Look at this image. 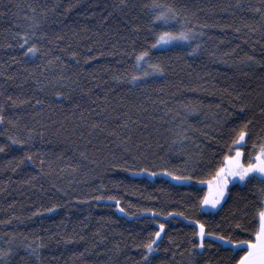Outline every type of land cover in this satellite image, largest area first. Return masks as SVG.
Returning <instances> with one entry per match:
<instances>
[{"label":"trees","instance_id":"1","mask_svg":"<svg viewBox=\"0 0 264 264\" xmlns=\"http://www.w3.org/2000/svg\"><path fill=\"white\" fill-rule=\"evenodd\" d=\"M158 2L182 5L196 35L190 46L153 49L152 59L163 62L165 73L132 84L134 57L125 53L154 42L144 12L138 11L141 31L135 33L118 23L121 14L113 5L119 0H0V103L6 118L15 121L0 125V144L10 143L8 135L27 139L28 129H33L27 145H12L0 153V221H5L0 223V247L7 248L6 233H16L18 245L25 235L24 242L33 245L41 236L47 245L42 264H136L143 249L135 245L146 243L148 233L164 223L167 235L154 264H189L188 241L197 230L190 221L199 219L208 230L233 236L240 222L249 229L241 238H255L264 184L230 183L225 201L215 210H204L200 201L207 193L204 183L223 167L224 156L235 151L232 140L246 120L252 124L242 148L245 162L249 154L255 155L253 145L258 151L264 142L259 108L264 97V0ZM54 5L56 10L49 11ZM30 16L41 20L36 39L46 56L24 57L20 50L23 32L31 31ZM41 31L47 33L42 40ZM196 45L199 49L193 53ZM117 76L121 79H114ZM238 94L240 101L235 99ZM9 95L28 103L13 106ZM37 100L42 103L37 105ZM184 105L197 111L190 113ZM242 105H247L243 112ZM94 124L99 127L94 129ZM128 135L132 139L126 152ZM28 152L33 160L20 164ZM153 160L167 161L180 175L190 174L183 171L192 168L185 161H197L195 178L178 182L163 175L133 174L139 167L158 171ZM98 195L116 196L127 212L155 208L173 215L141 221L119 212L114 201L89 199ZM57 203L61 207L44 211ZM179 212L189 219L176 215ZM227 247L206 248L201 264H235L239 256L233 259Z\"/></svg>","mask_w":264,"mask_h":264},{"label":"snow or ice","instance_id":"2","mask_svg":"<svg viewBox=\"0 0 264 264\" xmlns=\"http://www.w3.org/2000/svg\"><path fill=\"white\" fill-rule=\"evenodd\" d=\"M74 5H69V9ZM58 6L54 5L53 9L49 11H55ZM114 10L118 11L120 15V19L118 23H122L123 27L129 28L130 31L139 33L141 31L140 25L137 21V14L139 12H144L146 15L150 17L149 24L151 25L150 31L153 33L154 42L149 46L142 48L137 51L135 47L132 48L131 52L125 53V55L129 57H134V60L130 66V80L129 82L132 84L145 83L147 78L154 77L157 75H163L166 71L165 65L162 61L157 58L156 61L152 59V50L156 49L158 46L170 45V46H180L181 42L188 43L191 45V41L195 38V32L193 27H189V13L188 11L181 5L175 6L167 3H159L158 0H151V3H141L140 0H119L118 4L113 5ZM35 12V9H32ZM256 12L260 13L261 9H255ZM113 13H108V16L105 17L107 20L111 17ZM194 15V14H192ZM264 15V13H262ZM47 17V12L45 13V18ZM28 20L32 21L29 24V28L31 31H25L22 35V43L20 44V50L23 53L24 57H36V56H46L47 53L42 52V44L36 39L37 32L41 30L42 23L39 18L36 17H27ZM201 28L210 27L208 24L200 25ZM239 31V29H237ZM200 36L204 35V32L201 31L199 33ZM17 36H20L17 33ZM47 36L46 32L41 31L40 39L42 40ZM63 37L57 36V40H61ZM133 45H135V41H133ZM26 49V51H24ZM199 49V45H196L192 48L193 53ZM76 52H72V56H77ZM91 59V56L89 57ZM248 61L254 60V57L247 56ZM60 57H55V60H59ZM242 62H244L242 60ZM48 64H52L53 60H48ZM116 80H120L121 77H114ZM2 94V93H0ZM58 95H61L58 93ZM235 99L240 101L242 98L238 94ZM7 100L12 102L13 106L27 104V99H19L18 101L13 99L11 95L7 96ZM42 101L37 100L36 104L39 105ZM164 103V101H161ZM251 103V101L249 102ZM4 104L0 103V125H3L6 120L8 123H15L13 120H8L4 115ZM188 111L195 112L197 111L196 107H189V105H184ZM219 107V105H217ZM247 105L241 106V112H243L244 108ZM260 112L264 114V97L261 98V104L259 106ZM252 124V120H246L240 127L238 131L235 132V138L232 140V145L235 146V154L234 155H225L224 159L228 162L226 166L220 167L217 170L216 176L213 181H210L209 193L205 195L201 201L200 206H211V208L215 209L217 206L222 205V201H225L226 196L229 193V184L234 181H239L241 184H248L253 180L259 181L261 184H264V142L259 143L258 151L257 145H253V152L255 155L249 154L247 157V161L243 159L244 152L242 148L246 145L247 138L249 137V125ZM92 127L98 128L99 125H92ZM103 131V129H101ZM235 131V130H234ZM33 129H28V137L27 139H21L16 135H8L9 144H0V153L5 152L12 145L24 146L29 143L33 139L32 137ZM4 133H0L3 135ZM43 131H41L40 135L43 136ZM132 139L131 135L126 137V147L125 151H129V147L127 146V141ZM150 147V146H148ZM162 145L157 144V148H162ZM83 155V153H82ZM87 159V157H85ZM141 159V157H134V161ZM25 160L32 161L33 156L30 152L25 153L24 156L20 157L19 163L22 164ZM143 161H147V156L144 155L142 157ZM11 163V161H9ZM43 163V161H41ZM152 167L157 168L158 171H150L149 167H139L137 172H134V175H139L140 173H146L150 176L163 175L171 178V180L184 182L191 181L195 178L196 174V165L197 161L189 160L185 161V164H192V168H185L183 171H188L190 174L188 175H180L177 174V169L168 167V162L164 161L162 164H156L153 160ZM114 167L116 165H113ZM123 166L131 171V166L128 165L127 160H124ZM19 167V164L17 165ZM15 171V169H13ZM89 199H94L95 201L101 200H109L115 202L116 209L124 213L126 216H132L135 219L144 221L145 219L151 220L153 222H157L158 217L161 215L172 216L173 213H164L158 211L155 208H137L136 212H127L124 207L121 206L120 199H117L116 196H104L98 195L95 197H89ZM61 207L60 204H53L52 207L44 209L46 212H53L55 209ZM130 207H136L135 205H130ZM39 210L33 215H38ZM144 214H148L145 216ZM178 216L184 217V219H189L183 212L176 213ZM246 215V213H245ZM258 227L254 231V239L252 238H241L245 233L249 232V229L244 227L240 222L235 224V230L237 234L233 236L231 233L228 235L222 234L220 232H213L208 230L207 225L196 219L194 221H190V223L194 224L197 230L192 232V239L188 241L190 244V248L188 249L189 254V264H201L200 257L204 255V250L206 248L210 249L215 244H219L221 247L228 246L227 251L233 254V259L235 256H239L238 259L235 260V264H264V203H261L258 209ZM0 223H5V221H0ZM7 223H11L8 221ZM16 233L5 234V236H9L8 239L5 240V244H7V248L0 247V264H30V262L34 261V264H42V249L47 247V245L43 242V238L41 236H36L35 240L39 241V243H25L28 237L24 236V241L18 245L15 243ZM167 235L166 233V225L164 223H159L158 230L154 232L148 233V239L146 243L135 245L138 249H143L139 260L136 261V264H154V254L160 251V244ZM3 237H0L2 239ZM52 237H49L51 239ZM211 238V242L206 243V239ZM71 239V238H69ZM83 239V237H81ZM169 242L173 243L172 238L169 237ZM198 240V243L196 242ZM59 243V241H57ZM181 245L176 244V248L179 249ZM21 248L25 251L24 256H20ZM168 251L169 249H164ZM240 253H243L242 255ZM83 255V253H81ZM173 256L176 255L175 252L172 253ZM19 257L17 260L16 258ZM162 264V262H161ZM204 264H210V261H205Z\"/></svg>","mask_w":264,"mask_h":264},{"label":"rangeland","instance_id":"3","mask_svg":"<svg viewBox=\"0 0 264 264\" xmlns=\"http://www.w3.org/2000/svg\"><path fill=\"white\" fill-rule=\"evenodd\" d=\"M181 43H183V42H181ZM163 46H167V45H163ZM235 154V151L231 154V155H234ZM227 161L225 160V162H224V165L223 166H226L227 165ZM210 181H213V183H214V178L213 179H211ZM210 181H208V182H206V183H204L205 184V186H206V190H207V193H206V195L209 193V188H210V184H209V182ZM238 181V180H237ZM239 182V181H238ZM218 207V206H217ZM204 210H215V209H213V208H211V206H204V207H202Z\"/></svg>","mask_w":264,"mask_h":264}]
</instances>
